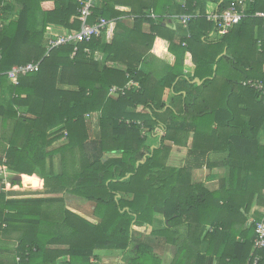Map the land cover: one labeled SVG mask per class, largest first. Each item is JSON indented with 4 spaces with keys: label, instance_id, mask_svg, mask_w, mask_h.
Here are the masks:
<instances>
[{
    "label": "trees",
    "instance_id": "trees-1",
    "mask_svg": "<svg viewBox=\"0 0 264 264\" xmlns=\"http://www.w3.org/2000/svg\"><path fill=\"white\" fill-rule=\"evenodd\" d=\"M192 2L186 0L187 12L193 8ZM231 4L229 0L221 2L218 13ZM79 9L77 0H0V164L6 168L0 182L2 178L11 181L9 191L4 186L0 189V264H100L94 262L97 250L130 252L132 256L125 258L123 264H161L150 247L134 243L138 235L134 227L152 226L159 213L167 227L152 234L164 237L169 245L175 244V228L186 226L187 240L179 249L181 253L189 252L188 241L198 246L206 228L211 230L207 236L213 239L230 231L222 215L235 217L233 209L239 212L241 208L248 212L255 197L257 202L262 197L264 160L256 170L246 169L243 177L234 161L228 171L230 189L222 195L191 185L187 167H168L169 148L165 142L185 147L193 133V150L218 151L222 134L212 126L220 110H227L233 123L234 105L244 100L262 104L261 98L242 87L238 78L232 80L228 73L220 78L217 74L218 64L223 62L238 71L243 66V80L264 81L260 72L264 65V19L255 16L264 13V0H254L247 16L218 41L227 49L236 50L238 56L216 60V54L203 59L202 64L195 61L193 77L183 74V60L162 68L159 78L143 73L139 68L148 51L136 57L124 35L114 34L108 44L101 35L83 42L73 58L74 46L70 44L47 52L46 35L59 36L63 30L80 29ZM117 14L109 8L96 9L94 2L89 23L109 21ZM200 30L204 35L216 32L215 25L203 18ZM101 45L106 63H120L125 68L101 66L94 57ZM28 63H39V70L20 76L18 85H12L6 73ZM196 77L204 81L200 85L192 83ZM130 81L139 88L109 95L112 87L122 88ZM166 89L173 93L169 103L163 99ZM95 114L99 137L89 154L86 142ZM259 120L257 124L250 122L241 135L257 136L264 119ZM151 137L159 138V145L153 149L147 144ZM61 139H66V143L50 151L49 147ZM204 141L212 144L207 148L197 145ZM57 153L61 171L54 173L52 158ZM47 158L51 161L48 171ZM24 175L40 177V195L62 196L13 198L34 195L18 190L28 182L40 186L39 181L28 177L21 183ZM13 185L19 188L14 190ZM64 193L92 203V216L97 223L66 209ZM252 230L254 233V224ZM233 235L227 234L226 238L232 236V240ZM246 244L242 249L252 253L253 242ZM263 252H257L261 256L259 264H263ZM251 253L245 252V264H250ZM63 257L68 258L67 262L58 263ZM194 259L193 264L235 261L227 254H216L214 259L211 253L194 254ZM175 263L187 264V260L182 258Z\"/></svg>",
    "mask_w": 264,
    "mask_h": 264
},
{
    "label": "crops",
    "instance_id": "crops-1",
    "mask_svg": "<svg viewBox=\"0 0 264 264\" xmlns=\"http://www.w3.org/2000/svg\"><path fill=\"white\" fill-rule=\"evenodd\" d=\"M192 1L190 8L193 7V10L191 9L190 12H187L186 0H95L96 9L109 8L111 13H118L116 17L107 21L108 24L106 29L101 33L102 40L108 44L111 42L114 34L124 35L126 36L125 43L132 47L134 53L136 52V57L147 49L148 52L143 58V65L139 68L145 74H161L162 68L165 66L172 67L178 64L180 60H183V74L187 77H193L196 71L195 58L192 53L182 50L189 47L188 43H180V48H182L181 51L175 46L174 40L180 35L186 40L189 29H191L192 26L200 27V19L203 18L206 20V16L213 12H218V6L224 0H219L218 3H215L217 0ZM229 1L230 3H236V0ZM237 6L243 8L244 13L247 16L250 3L244 4L243 6ZM187 15L194 17L186 27L181 24L184 29L177 28V22L183 16ZM145 18L148 20H145ZM57 29L60 30V28ZM185 29L188 30V32L184 31ZM64 31L65 30H63V32ZM201 33L203 32L201 31ZM215 34L217 33L210 32L205 35L203 33L202 40L204 42L214 41L218 43L221 36L213 39ZM205 36L210 38L206 39ZM146 45L149 47L146 48ZM102 47V45L98 47L94 53L95 59L100 62L101 66L107 65L116 69L125 68L120 63H106L105 56L102 53ZM224 48L226 49L225 53H223ZM224 48L216 53V57L214 56L216 60L222 56H229L230 59H232L231 56L235 54L236 50H229L225 46ZM238 54L239 53H236L235 55L238 56ZM225 67V73H228L229 76L241 73L242 77L245 78V70L243 66H239V71L234 68V66L228 65V63ZM213 69H216V65L213 66ZM260 72L264 74V65L261 67ZM199 74L202 75L204 73L200 72ZM244 78H238L241 81L242 87H246L244 85V82L246 81L243 80ZM202 81H204V79L200 80L196 77L192 83L200 85ZM172 95V90L166 89L163 94L164 101L169 103ZM237 97L239 98L240 95H237ZM247 103L249 104L247 105ZM234 108L233 112H235V115L233 123L229 120L230 115L226 112L227 110H220V115L216 118L214 125L212 126L213 129L219 128L221 131L222 137L217 145V148H220V150H209L208 152L193 150V133H190L185 147L174 145L169 141L165 142L166 147L169 148L166 165L177 170L187 167L191 185H201L209 192H220L222 195L230 189L228 171L234 161L236 163L235 165H237L239 170L242 171L240 172V177L246 175V169H250L251 171L256 170L264 160V121L259 128L260 130L257 136L251 135L244 137L241 135V131L246 132L247 125L250 124V122L257 124L260 122L259 119L261 117L264 119V101L262 100V104H252L248 102V100H244L242 104L234 105ZM140 110L141 108H138V111ZM147 144L150 145L152 149L156 148L159 145V138L151 137L148 139ZM202 144L206 145L204 148H207V145L212 143H209L208 141L197 143V145ZM51 147L53 146H50V148ZM248 174L250 175L251 172ZM35 176L36 175L25 177L33 178ZM0 183L5 187L8 186V183L6 185L3 184L2 181ZM29 186L30 188L32 187V185ZM40 186L33 187L39 189ZM49 197L57 196L24 195L15 196L13 198ZM76 198L78 200L86 201L79 197ZM65 206L66 209L78 216L92 223H97V220L93 216L90 219L82 212V210H78V208H70L66 204ZM91 209L93 210V205L91 206ZM233 212L235 217L228 218L227 216L222 215V220L227 223L231 232L225 230V232L220 233L215 239H213V237L211 238L210 236H207V233L211 230L210 228H206L205 232L199 237L198 246H195L192 241H188V253H181L179 251L180 248L184 247L183 243L187 240V229L185 225L175 228L177 234L175 236V244L173 245H169L164 237L153 236V231H161L167 227V222L160 213L155 215L152 226L142 228L134 227V230L138 234L137 236L135 235L136 240L134 243H143L150 247L152 251L151 254L155 256L161 264H176V260L182 258L187 260V264H193L195 261L194 254L197 256L198 254L205 255L206 253H211V256H213L214 259L216 254H227L235 259L234 264H245L243 260L244 254L245 252L248 254L249 252L251 253V250H248L247 252V248L246 250L242 248H245V245L247 246L246 241H248V244L250 245L255 238V234L252 230L254 222L257 219L264 221V190L259 202H257V196L255 197L248 212H245L243 208H241L239 212H236L233 209ZM232 232L235 234L233 235V239L231 240L232 236L230 238L228 236L227 239V234ZM94 255L97 259L94 260V262L100 264H123L125 258L132 256L130 252L123 254L121 251L114 250H97L94 252ZM67 260V257H63L58 260V263H64L67 262ZM213 264H216L215 260Z\"/></svg>",
    "mask_w": 264,
    "mask_h": 264
},
{
    "label": "built area",
    "instance_id": "built-area-1",
    "mask_svg": "<svg viewBox=\"0 0 264 264\" xmlns=\"http://www.w3.org/2000/svg\"><path fill=\"white\" fill-rule=\"evenodd\" d=\"M80 4L78 11L79 15L77 20L80 23V29L77 32L64 31L62 35L51 36L49 35L46 41V50L49 52L53 48L73 45V52L71 57L76 55L78 50L77 46L83 42H89L92 38L99 37L101 33L106 29L107 21L105 19H99L97 22L90 24L89 19L94 8L95 0H77ZM254 0H236V3H232L222 12H213L206 16V21L215 25V31L218 35L224 36L228 33L235 25L239 24L242 19L246 17L243 8L238 7L244 4L253 3ZM256 17L264 19V13L258 12L255 14ZM194 16H183L180 19L181 24L186 27ZM87 55L90 54L88 49L84 50ZM39 70V63H28L21 66L13 67L6 73V77L9 82L17 86L18 79L20 76H24L28 73L37 72ZM244 85L254 91L264 101V81L258 79H248L244 82ZM134 88L137 89L138 84L134 81H130L124 87H112L109 91V95H117L118 93L123 94L126 90ZM6 168L4 164H0V175L4 176ZM3 184H7V179L2 178ZM254 234L252 253L250 264H259L261 256L257 253L264 250V221L260 220L254 223ZM19 261V258H17Z\"/></svg>",
    "mask_w": 264,
    "mask_h": 264
},
{
    "label": "rangeland",
    "instance_id": "rangeland-1",
    "mask_svg": "<svg viewBox=\"0 0 264 264\" xmlns=\"http://www.w3.org/2000/svg\"><path fill=\"white\" fill-rule=\"evenodd\" d=\"M206 23L205 22H202L201 21V26L205 27ZM177 28H180V29H184L181 25V22L180 20L177 22ZM184 31H187L188 30H184ZM201 30H200V27H193L191 29H189V33H187V39L185 40V38L180 35L178 36L177 38H175L174 40V44L175 46L181 50L182 48H180V43L181 42H185V43H188V48H190L194 58H195V61H198L199 63L202 64L203 62V59H209L211 57H214L216 55V53L220 52V50L222 48H224V46H222L220 43H216L214 41L212 42H204L202 40V37L201 36ZM49 35H46V41H47V38H48ZM220 35H217L215 34L213 36V39H216V38H219ZM223 37V36H221ZM206 39H209L210 37H206ZM188 48L186 49H182L184 51H189ZM225 49V48H224ZM223 49V53L226 52V49L224 51ZM181 50V51H182ZM227 57V56H226ZM214 66V65H213ZM224 74H225V66H224V63L221 62L218 64V74L220 76V78L224 77ZM157 76V78L160 77V74H154ZM239 78V79H242V74L239 73V74H233V76H231V79L234 80V78ZM219 79V78H218ZM91 131H90V137H89V140L86 142V151L89 153V154H92V150L93 148H95L96 146V143H97V139H98V136H99V127H98V114H95L92 118V123H91ZM66 143V139H61V140H58L53 147H49L50 151L52 149H58L59 147H61L62 145H64ZM52 161H53V172L54 173H59L61 171V161H60V155L57 153V154H54L53 155V158H52ZM50 159L47 158L45 160V170L48 171L49 168H50ZM16 175V174H14ZM26 175L22 176L21 177V183L24 184L23 182V178L25 177ZM14 176L12 175L11 178H13ZM14 179V178H13ZM33 179L41 182V179L38 175H36L35 177H33ZM10 179H8V186H4L0 183V189L1 187L4 186V188L6 189V191H9L10 190V186H11V183H10ZM29 185H32V187L30 188ZM41 185H42V182H41ZM14 186V190H17L19 187L18 185H13ZM8 189V190H7ZM19 191L23 192V193H28V194H33L36 195V196H40L39 193H43V188H40L39 189H35L33 187V184L28 182L27 183V186L23 185V188H19L18 189ZM45 193V192H44ZM42 195H46V194H42ZM50 196H57V197H60L62 196L61 194H55V195H52V194H49ZM47 196V195H46ZM63 197L65 198V204L67 206H69L70 208H78V210H82L83 213H85L90 219L92 218V209H91V206H92V203H89L88 201H82V200H78L76 197H74L73 195H69L68 193H64L63 194ZM119 259V258H118Z\"/></svg>",
    "mask_w": 264,
    "mask_h": 264
},
{
    "label": "water",
    "instance_id": "water-1",
    "mask_svg": "<svg viewBox=\"0 0 264 264\" xmlns=\"http://www.w3.org/2000/svg\"><path fill=\"white\" fill-rule=\"evenodd\" d=\"M197 83H199L198 81H196ZM25 186H27V185H25Z\"/></svg>",
    "mask_w": 264,
    "mask_h": 264
}]
</instances>
